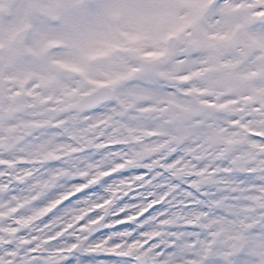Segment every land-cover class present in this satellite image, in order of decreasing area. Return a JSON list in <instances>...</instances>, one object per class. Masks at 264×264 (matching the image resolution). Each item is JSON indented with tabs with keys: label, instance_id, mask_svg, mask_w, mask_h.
Listing matches in <instances>:
<instances>
[{
	"label": "clouds",
	"instance_id": "9594fccd",
	"mask_svg": "<svg viewBox=\"0 0 264 264\" xmlns=\"http://www.w3.org/2000/svg\"><path fill=\"white\" fill-rule=\"evenodd\" d=\"M0 264H264V0H0Z\"/></svg>",
	"mask_w": 264,
	"mask_h": 264
}]
</instances>
